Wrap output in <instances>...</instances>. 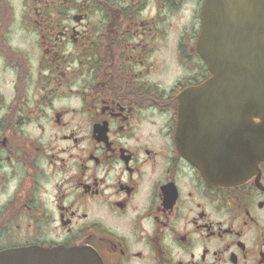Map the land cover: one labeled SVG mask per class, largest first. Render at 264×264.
I'll return each instance as SVG.
<instances>
[{"label":"flooded vegetation","instance_id":"1","mask_svg":"<svg viewBox=\"0 0 264 264\" xmlns=\"http://www.w3.org/2000/svg\"><path fill=\"white\" fill-rule=\"evenodd\" d=\"M204 2L0 0V264H264L260 120L210 137L245 182L196 165Z\"/></svg>","mask_w":264,"mask_h":264},{"label":"water","instance_id":"2","mask_svg":"<svg viewBox=\"0 0 264 264\" xmlns=\"http://www.w3.org/2000/svg\"><path fill=\"white\" fill-rule=\"evenodd\" d=\"M199 47L212 77L190 89L191 108L214 112L200 116L205 121L200 130L207 131V150H201L196 160L208 180L238 184L249 176L250 157L239 149L237 160L220 162L210 137L220 134L217 124L221 120L233 118L231 112L220 114L217 110L244 111L238 118L260 119L259 129L264 131V0H206ZM224 128L231 133V123ZM39 254L46 256L47 264L74 262V249L60 247Z\"/></svg>","mask_w":264,"mask_h":264}]
</instances>
